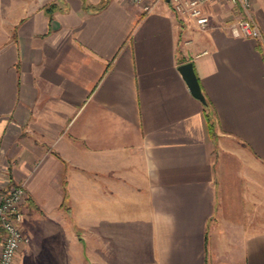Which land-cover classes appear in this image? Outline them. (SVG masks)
Wrapping results in <instances>:
<instances>
[{
  "label": "crops",
  "instance_id": "obj_1",
  "mask_svg": "<svg viewBox=\"0 0 264 264\" xmlns=\"http://www.w3.org/2000/svg\"><path fill=\"white\" fill-rule=\"evenodd\" d=\"M104 1L0 0V186L38 213L17 264H264V0L260 39Z\"/></svg>",
  "mask_w": 264,
  "mask_h": 264
},
{
  "label": "built area",
  "instance_id": "obj_2",
  "mask_svg": "<svg viewBox=\"0 0 264 264\" xmlns=\"http://www.w3.org/2000/svg\"><path fill=\"white\" fill-rule=\"evenodd\" d=\"M161 1L168 3L182 20L193 22L201 29L208 28L213 22L207 6L217 0H148L144 10H154ZM228 1L243 16L221 25L233 36L260 39L261 31L253 17V1ZM28 203L24 184L8 181L0 186V264H17L22 247L30 242L31 237L24 225V207Z\"/></svg>",
  "mask_w": 264,
  "mask_h": 264
},
{
  "label": "rangeland",
  "instance_id": "obj_3",
  "mask_svg": "<svg viewBox=\"0 0 264 264\" xmlns=\"http://www.w3.org/2000/svg\"><path fill=\"white\" fill-rule=\"evenodd\" d=\"M216 4H218V5H216ZM237 10L238 9L236 7H234L233 4L230 3L228 0H222V1L217 0L216 2H213L207 6L208 13L215 20L219 15H223L225 17V19H228V20L238 19V18L243 16V13H241ZM32 213L38 214V213H36L35 210L34 211L30 210V211L24 212V216H25L26 221L29 220L30 215Z\"/></svg>",
  "mask_w": 264,
  "mask_h": 264
},
{
  "label": "water",
  "instance_id": "obj_4",
  "mask_svg": "<svg viewBox=\"0 0 264 264\" xmlns=\"http://www.w3.org/2000/svg\"><path fill=\"white\" fill-rule=\"evenodd\" d=\"M178 69L181 72L193 96L199 99L201 102L205 103L206 98L202 91L197 73L195 71L194 63L192 61L182 63L180 64Z\"/></svg>",
  "mask_w": 264,
  "mask_h": 264
},
{
  "label": "trees",
  "instance_id": "obj_5",
  "mask_svg": "<svg viewBox=\"0 0 264 264\" xmlns=\"http://www.w3.org/2000/svg\"><path fill=\"white\" fill-rule=\"evenodd\" d=\"M109 0H105L103 2V4H101L100 6L96 7V9H103L107 3H108ZM56 9V4L55 3H51L49 5L46 6V11L48 13L51 14L52 16V13L53 11ZM204 107H205V117L207 119V123H208V127H209V132L211 133V135H214V121L212 119V115H211V112H210V104H209V101L206 100V102L204 103Z\"/></svg>",
  "mask_w": 264,
  "mask_h": 264
}]
</instances>
